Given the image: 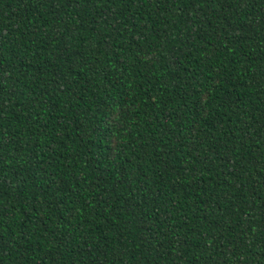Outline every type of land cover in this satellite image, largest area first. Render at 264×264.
Instances as JSON below:
<instances>
[{"label":"trees","instance_id":"obj_1","mask_svg":"<svg viewBox=\"0 0 264 264\" xmlns=\"http://www.w3.org/2000/svg\"><path fill=\"white\" fill-rule=\"evenodd\" d=\"M0 264H264V0H0Z\"/></svg>","mask_w":264,"mask_h":264}]
</instances>
